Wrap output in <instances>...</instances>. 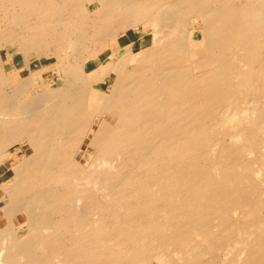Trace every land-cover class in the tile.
I'll return each mask as SVG.
<instances>
[{
    "label": "bare ground",
    "instance_id": "bare-ground-1",
    "mask_svg": "<svg viewBox=\"0 0 264 264\" xmlns=\"http://www.w3.org/2000/svg\"><path fill=\"white\" fill-rule=\"evenodd\" d=\"M154 263L264 264V0H0V264Z\"/></svg>",
    "mask_w": 264,
    "mask_h": 264
},
{
    "label": "rangeland",
    "instance_id": "rangeland-1",
    "mask_svg": "<svg viewBox=\"0 0 264 264\" xmlns=\"http://www.w3.org/2000/svg\"><path fill=\"white\" fill-rule=\"evenodd\" d=\"M65 34V35H64ZM137 34V35H136ZM61 35L63 36V37H66L67 36V32L66 33H64V32H62L61 34H60V37H61ZM130 36V37H129ZM150 37V38H149ZM123 39V38H122ZM151 40H152V34L151 33H149V32H147V33H145L143 36H139L138 35V33H137V31H135V30H131L129 33H128V36H124V39L122 40V43L123 44H125L127 47H130V46H132V47H134L133 49L136 51H139L140 49H142L143 47H145V46H148L149 44H150V42H151ZM139 43H141V45L139 44ZM132 44V45H131ZM130 45V46H129ZM136 45V46H135ZM16 56H15V62L14 63H8L7 65H6V68H7V70H8V72H9V77H10V80H11V82L15 85V84H17L20 80H21V78H23V77H27V76H29V71L26 69V60H25V58H24V56L21 54V53H17V54H15ZM20 58V59H19ZM42 61H44V62H47L46 60H42ZM25 63V64H24ZM48 63L50 64V65H48V67H46L47 69H43L42 68V62H41V60L40 59H33V60H31V62H30V66H31V68H32V72H33V74L35 75V80H36V88H38L39 90H41V83L39 82L40 80H41V78H42V76L41 75H38V72L42 69L43 71H44V78L46 77L47 78V80H49L50 78H53V76H54V73H55V67H53V65H51L52 63H53V60H48ZM24 65V66H23ZM38 68V69H37ZM36 72V73H35ZM46 73V74H45ZM53 75V76H52ZM38 78V79H37ZM43 89V88H42ZM30 96L31 95H33V93H30L29 94ZM29 96V97H30ZM26 98L28 97V95H26L25 96ZM24 97V98H25ZM21 155V154H20ZM20 155H16L15 156V159H14V161H13V164L14 163H16V162H18L19 160H20ZM113 167V169L111 168V173H112V170H113V172H115V170H117V168L115 167L114 168V166L115 165H112ZM115 169V170H114ZM111 173H110V177H111ZM115 173H117V172H115ZM114 173V174H115ZM113 173H112V176H113V178L115 177V175H114ZM213 176L215 175V172H213V174H212ZM108 175H106V177H107ZM117 176V175H116ZM118 177V176H117ZM120 179V178H119ZM114 181H115V179H114ZM256 190V195L257 196H260L259 195V193H261V191H260V185L257 187V189H255ZM259 190V191H258ZM78 212H79V210H77ZM76 212V211H75ZM74 212V216H73V221H75V223H77L78 221H79V217L81 216L80 215V213L82 214V212H79V213H75ZM95 217V216H94ZM94 217H90L91 218V220L89 221L88 219V224H90L91 223V221L93 220V221H95V218ZM77 218V219H76ZM78 220V221H77ZM77 221V222H76ZM92 221V222H93ZM154 264H157V263H154Z\"/></svg>",
    "mask_w": 264,
    "mask_h": 264
}]
</instances>
